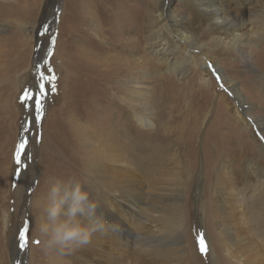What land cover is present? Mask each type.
Returning a JSON list of instances; mask_svg holds the SVG:
<instances>
[{
  "label": "rangeland",
  "instance_id": "obj_1",
  "mask_svg": "<svg viewBox=\"0 0 264 264\" xmlns=\"http://www.w3.org/2000/svg\"><path fill=\"white\" fill-rule=\"evenodd\" d=\"M161 4L162 0H0V264H61L59 258L69 252L47 250L38 232L49 190L57 180L74 178L84 183L92 199L101 196L103 189L98 180L94 185L90 166L95 160L98 165L104 163L97 134L101 129L112 131L116 120L124 114L130 120L121 125L130 126L127 134L132 139H123L140 140L132 142V150H121L137 162L158 164L162 171L156 174L155 170V181L162 180L171 186L166 196H154L148 191L141 204L144 223L139 225L136 217L127 216L137 228L135 237L129 239L127 259L139 264H245L224 239L231 232L220 235L212 209L217 200L214 175L228 160L224 163L235 187L230 194L246 202V208L243 203L236 209L237 215L246 221L247 227L244 226L250 238H257L252 245L261 251L258 260L264 264V223L254 226L252 211L248 209L252 200L249 190L255 177L252 171L244 170L241 158L246 153L240 148H247L254 162H258L256 159L262 153L252 141L253 132L236 117L234 94L214 61L236 81L237 90L263 119L264 88L259 86L262 83L259 79L264 65L250 67L236 54L223 55L214 61L209 57L204 65V56L197 49V63L183 64L184 74L162 70V63L148 45L156 39L149 31V24L144 22L149 11ZM169 8L179 18L191 17L179 0H172ZM256 22L251 36L258 44L256 50L262 51L264 17H258ZM125 27L131 30L130 34L124 31ZM126 38L130 39L129 43L123 42ZM211 41L207 32L198 35L202 49ZM129 48L130 54L151 62L149 66L154 72H148L147 78L152 86L158 77L166 79L161 89H157L160 97L154 89L146 96L155 112L154 124L149 127L133 120L132 111L122 101L128 92L118 85L125 84L126 78L114 79L109 87L97 83V59L113 63L110 67L114 68V62L130 56ZM171 52L173 60L181 62V57L176 58L180 51ZM44 54L49 75L56 77L52 84L58 90L54 92L49 86L41 98L43 81L37 75V60ZM65 54L72 61L69 65L65 63ZM259 59L264 61V54ZM208 64L213 65L211 69ZM75 67L80 70L79 75L70 76L71 68ZM206 68L210 75L205 73ZM135 73L133 69L130 74ZM26 95L30 98L25 99ZM155 97L163 101L165 109H157ZM37 99L42 113L38 111ZM57 123L60 125L56 126ZM254 128L255 136L264 144V133ZM24 140L27 144L18 164L16 154ZM110 141L118 139L110 138ZM102 142L108 148V139ZM226 151L228 154L224 155ZM261 213L264 215V207ZM24 228L29 229L28 245L21 248L19 234ZM155 230L160 235L158 239L154 238ZM201 238L206 245L204 252ZM116 245L108 235L97 236V252L102 246ZM185 248L187 257H184Z\"/></svg>",
  "mask_w": 264,
  "mask_h": 264
},
{
  "label": "bare ground",
  "instance_id": "obj_2",
  "mask_svg": "<svg viewBox=\"0 0 264 264\" xmlns=\"http://www.w3.org/2000/svg\"><path fill=\"white\" fill-rule=\"evenodd\" d=\"M179 1L190 11L192 18H179L178 15L172 14L171 10H169V5L172 0H162V4L156 10L149 11L144 20L146 24H149V31H152L156 39L155 41L152 40L148 42V45L151 50H154L157 61L162 63V70H168L176 74H184L185 67L183 64H186L187 61H194L197 63L195 59V57H197L195 53L197 49H199L204 56H202V63L204 65L207 63L206 60L209 57H213L214 61L221 58L223 55L228 56L231 54H236L240 60H243L244 63L250 67L264 65V61L259 59L260 55L264 54V48L262 51H257L256 48L258 44L254 43V37L251 36L257 27L256 20L258 17H264V0ZM262 24L264 26V22H262ZM119 25L121 26L122 23ZM152 27H154L153 30ZM118 31L121 32L120 29ZM124 31H126L127 34L131 32L129 28ZM202 32H207L212 39L210 44L203 45L205 47L204 49L201 48V45H198V35ZM128 40L130 39H123V42L129 43ZM130 48L127 49L129 54L132 53V49L130 50ZM177 50H179L180 53L176 58L181 57V59H179L181 62L177 59L173 60L174 53L171 51L176 52ZM41 58L43 61H41ZM69 58L70 57L66 55V65L72 63ZM46 62L47 58L45 54L43 57L38 58L37 75L39 79H41V73H43L44 88L47 90L49 86H51V89L55 87L54 92H56L58 90L57 86L52 84V80L48 79L50 75ZM214 63L221 73L222 79L224 78L223 81L228 84V87L234 94V100L237 103L236 117L241 121L243 127L247 128L249 132H253L254 137L252 141L262 153L261 158L256 159L258 162H254L250 158L252 156L250 152H247V148H240L242 152L246 153V155L241 158V162L245 167L244 170L252 171L255 177V183L249 190L251 192L249 198H252V200L248 205V209L252 211L253 225L255 226L256 223L263 224L264 215H262L261 211L264 207V144L257 135L255 136L256 132L254 133L255 130H253V128L256 127L258 131L260 130L264 133V119L254 113L253 106L247 97L243 96V94L238 91L239 89L236 87V81L223 73V67L219 66L217 62L214 61ZM228 63L233 67L235 66V63ZM112 64L104 63L100 59H97V64H95L97 67V83L101 85L105 83L107 87H109L112 85L111 83L114 79L126 78L124 80L125 84L118 85L121 90L128 92L125 97L122 96L124 97L122 101H125L124 104L132 111L133 120L135 119L136 122L143 127L152 126L154 124L153 119L155 117V112L154 107L151 102L146 99V96L151 89H154V92L160 97L159 90L157 89H161L162 81L166 79L164 77H158L155 86H152V82L148 80L147 74L151 71L154 72V70L149 66L151 62L148 59H143L142 56L137 57L130 54L128 57H124L123 59L120 58L119 62H114V68L110 67ZM210 66L213 65L208 64V69H211ZM17 68H19V66H17ZM133 69L137 72L135 75L130 74ZM208 69L206 68L205 73L210 75ZM67 70H69V68ZM78 71L80 72L76 67L71 68L70 76L72 74L79 75ZM260 77L259 80H261L262 83L259 84V81L258 84L264 88V69L261 71ZM206 81L209 80L207 79ZM62 95L64 96V92H62ZM68 95L69 94L66 93L65 97ZM154 100L157 109H165L163 101L157 97H155ZM139 110H141V112ZM142 110H144V113ZM125 120H130L128 114H124L119 120H116L115 127L112 131H108V128L101 129L102 131L99 132L100 134H97V137L101 147L100 153L104 156V163L98 165L99 162H97V160L90 163L94 185H97L98 180L103 189L101 196L95 199L98 203V212L102 213L108 221L118 226L115 232L108 234V236L115 240L117 245L115 247L102 246L97 252V236H95L90 244L77 248L75 250L76 252L73 254H71L72 251H70L66 256L60 257L59 262L61 264H139L138 262H133L129 258V261L127 259V254L129 255L128 252H130L128 248L129 239L134 238L135 234H137L136 224L134 225L129 222L127 216L132 215L136 217L139 225L144 223L142 215L144 209L141 204L144 203L146 196L149 194L148 191H151L152 193L150 194L154 196H166L167 192L171 190V186L169 183L162 180H157L158 182L155 181V170L157 169L156 174L162 171L160 168H157L158 164L152 166L137 162L135 158L130 157L127 152L121 150V148L132 150V142L140 140L133 138V140L125 141L123 139V137L132 139L130 138L131 136L127 134L130 129L128 127L130 126L126 123L124 126L121 125V122H125ZM59 125V123L56 124V126ZM77 126L79 127L78 123L74 124V128L77 129ZM87 127L85 130H87ZM88 128L90 129V127ZM110 138H116L118 141L111 142ZM106 139H108L109 149L102 142ZM91 152L94 154V151ZM254 152L255 151H253V154ZM227 154V151L224 152V155ZM225 161L228 163V160ZM224 162L222 167L217 170V173L215 172V180L213 182L215 187V198H217V200L214 201L212 209H214L219 233L223 235L228 234L229 231L231 232V235L224 237V239L229 248L234 254L239 256V259L243 263L252 264L255 258L254 264H263L258 260L261 251L252 245V242L257 238L255 236H253V239L250 238V234L248 235V231L245 229L247 227L245 224L246 221L242 220L239 218L240 216L237 215L236 209L243 203L246 208V202H242L239 198L231 196L230 192L235 189L233 183L234 179L228 175L227 165ZM215 165L214 160L212 167L214 168ZM199 183L200 181L198 184ZM199 187V192H201V183ZM199 192L196 196L198 201L201 194ZM102 197H104L103 201H101ZM198 216L199 218L202 217L201 210L198 211ZM244 225H246V227ZM154 235L155 239L160 237L159 234H156V230L154 231ZM145 250L148 251V249ZM188 255V251L185 248L184 257Z\"/></svg>",
  "mask_w": 264,
  "mask_h": 264
},
{
  "label": "clouds",
  "instance_id": "obj_3",
  "mask_svg": "<svg viewBox=\"0 0 264 264\" xmlns=\"http://www.w3.org/2000/svg\"><path fill=\"white\" fill-rule=\"evenodd\" d=\"M44 212L38 232L49 251H73L118 227L98 212V203L90 198L84 183L74 178L52 185Z\"/></svg>",
  "mask_w": 264,
  "mask_h": 264
},
{
  "label": "snow or ice",
  "instance_id": "obj_4",
  "mask_svg": "<svg viewBox=\"0 0 264 264\" xmlns=\"http://www.w3.org/2000/svg\"><path fill=\"white\" fill-rule=\"evenodd\" d=\"M43 79H44V74L41 73V80L43 81ZM48 79L49 80H55L56 77L54 75H52V76H49ZM40 87H41L40 97L43 98L47 94V90L44 88L43 82L41 83ZM52 90L55 91V87H53ZM29 98H30V96H28V95L25 96V99H29ZM36 103H37L38 111H41V113H42V105L40 103V99H37ZM26 144H27V141L24 140L19 145L20 151H18L16 154V161L18 164L21 163V153H22V150L25 148ZM28 159H31V157L29 156ZM28 232H29V229L24 228L19 234L20 239L22 241V243L20 244L21 248H25L28 245ZM37 243H38V241H37ZM201 251L202 252L206 251V245L204 244L202 238H201Z\"/></svg>",
  "mask_w": 264,
  "mask_h": 264
}]
</instances>
